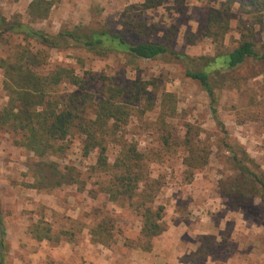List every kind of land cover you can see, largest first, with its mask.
<instances>
[{
    "label": "rangeland",
    "instance_id": "rangeland-1",
    "mask_svg": "<svg viewBox=\"0 0 264 264\" xmlns=\"http://www.w3.org/2000/svg\"><path fill=\"white\" fill-rule=\"evenodd\" d=\"M30 1L0 0V16L30 22L32 27L48 33L75 25L104 27L130 42H162L189 56L215 53V44L205 34L208 14L211 9L226 6L230 28L222 49L231 50L243 32L250 34L257 49L264 50V16L261 21L245 13L237 2L228 0H187L184 6L167 2L151 9L140 7L143 0H53L48 17L34 22L27 13ZM19 44L33 49L41 47L33 41H24L19 35L1 32L0 57H6ZM252 64L257 74H251L237 85L215 87L214 102L198 81L185 75L182 62L168 57L132 64L121 53L101 56L76 47L52 48L46 63L37 71L47 73L57 66L71 67L81 77V83L79 86L64 83L58 90L65 95L89 91L95 99L105 94L108 84L122 87L133 79L148 81L150 91L158 98L156 106L132 118L122 126L121 134L144 153L146 184L153 187L152 206L160 204L168 209L171 198H176L181 201L179 210L184 213L187 205L195 207L209 200L212 203L207 214L220 234V241L211 243L213 262L264 264V223L261 222L264 203L254 198L252 209H237L221 191L222 182L233 174L226 145L238 144L264 170V68L254 62H248L247 66ZM2 83L0 68V108L7 101ZM164 91L175 94L177 109L175 116L167 119L162 127L158 104ZM213 107L220 123L213 117ZM163 135L168 136V144H164ZM20 138V133L0 128V208L9 250L7 264H19V260L26 264H36V260L38 264L53 263L52 247L62 241L80 243L83 231L103 216L113 218L115 240L122 237L131 245L137 243L141 216L135 205L139 199L108 200L102 188L110 181V171L91 169L96 163L97 149L84 155L82 136L78 133L69 136L64 154L50 159L60 168L74 166L79 172V183L63 184L50 191L37 190L29 186L34 180L29 170L34 156L18 144ZM186 138L199 149H207L206 163L191 169L185 166ZM118 150L116 143L108 144L106 153L110 164ZM139 187L140 191L149 189L145 181ZM39 218L50 223L53 233L69 230L73 231L72 237L58 234V241L32 239L28 227ZM163 221L166 226L164 217Z\"/></svg>",
    "mask_w": 264,
    "mask_h": 264
},
{
    "label": "trees",
    "instance_id": "trees-1",
    "mask_svg": "<svg viewBox=\"0 0 264 264\" xmlns=\"http://www.w3.org/2000/svg\"><path fill=\"white\" fill-rule=\"evenodd\" d=\"M228 1L237 2L245 13L263 21L264 0ZM167 2L184 6L187 0H143L140 7L151 9ZM52 5L53 0H31L27 8L30 21L46 19ZM227 13L226 6L209 11L205 34L215 44V53L199 56L176 52L169 44L162 42L143 40L133 43L120 33L110 32L104 27L75 25L62 28L56 33H48L32 27L30 22H22L16 18L7 20L0 16L1 32L19 35L24 41H33L41 46L33 49L28 45L19 44L6 57H0L3 90L7 97L6 103L0 108V128L20 133L18 144L33 154L34 160L29 170L34 180L29 186L50 191L63 184L79 183V172L74 166L66 165L60 168L56 161L50 158L62 156L67 149L65 140L74 133L80 134L83 138L84 155L94 149L98 150L96 163L91 169L110 171V181L102 188L108 195V200L116 202L138 197L135 209L141 216V226L137 243L133 246L150 249L152 238L166 230L163 221L165 208L160 204L152 206L153 187L146 184L148 175L144 153L138 150L135 143L123 139L121 134L122 126L127 125L132 118L141 116L156 106L158 98L150 91V83L133 79L122 87L108 84L104 88L105 94L95 99L89 91L65 95L58 90L64 83L79 86L82 79L73 68L57 66L47 73H41L37 69L46 63L52 48L76 47L101 56L121 53L125 60L132 64L138 60L168 57L182 62L185 75L198 81L214 102L215 87L237 85L251 74H257L253 64L247 66L248 62L258 63L264 68V50L256 48L250 34L240 32V38L231 50L222 49L224 37L230 28ZM158 107V118L164 127L162 124L176 114L175 94L162 92ZM212 114L217 123H220L214 107ZM163 141L168 144L167 135H163ZM186 142L187 153L183 157L185 166L191 169L206 163L207 149H199L187 138ZM109 143L119 146L111 164L106 153ZM226 146L229 160L233 164V174L229 180L222 182L223 196L237 209H252L254 198H259L264 203V170L259 169L238 144ZM143 181L149 188L148 191L139 190ZM261 222L264 223V220ZM113 229V218L103 216L88 228L90 240L109 245L115 240ZM28 233L36 241H58V234L69 235V238L73 235V231L69 230L53 233L50 223L43 218L32 221ZM127 245L131 246L130 243ZM8 252L0 208V264H7Z\"/></svg>",
    "mask_w": 264,
    "mask_h": 264
},
{
    "label": "crops",
    "instance_id": "crops-1",
    "mask_svg": "<svg viewBox=\"0 0 264 264\" xmlns=\"http://www.w3.org/2000/svg\"><path fill=\"white\" fill-rule=\"evenodd\" d=\"M180 202L171 198L169 208L165 209L166 230L152 238L148 250L129 246L122 237L109 245L92 242L85 229L80 243L62 241L52 247L55 261L42 264H216L210 249H213L212 242L220 241V234H217L218 229L207 214L212 202L203 201L195 207L187 205L184 213L179 210ZM187 203L190 200L187 199ZM40 255L46 257L43 252ZM18 262L26 264L22 260ZM35 262L38 264L37 260Z\"/></svg>",
    "mask_w": 264,
    "mask_h": 264
}]
</instances>
